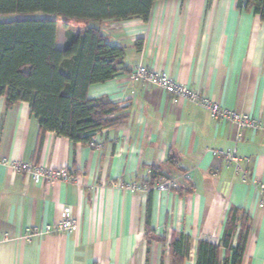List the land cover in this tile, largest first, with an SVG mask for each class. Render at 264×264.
<instances>
[{"label":"crops","instance_id":"crops-1","mask_svg":"<svg viewBox=\"0 0 264 264\" xmlns=\"http://www.w3.org/2000/svg\"><path fill=\"white\" fill-rule=\"evenodd\" d=\"M102 29L125 47L127 71L91 85L87 96L108 98L129 117L95 134L100 149L43 133L28 102L7 108L0 96V264H196L201 240L222 245L235 207L248 215L241 264H264L262 134L248 129L237 142L233 123H217L204 106L131 78L143 64L264 120V20L239 0H157L147 21L109 20ZM64 34L57 33L60 48ZM211 149H236L242 170ZM11 161L64 167L81 183L37 182L13 171ZM154 167L176 186L148 193L120 188L153 181ZM64 207L78 220L75 230L24 239L27 229L58 221ZM181 238L189 254L186 246L173 248ZM228 256L221 248L220 260Z\"/></svg>","mask_w":264,"mask_h":264},{"label":"trees","instance_id":"trees-1","mask_svg":"<svg viewBox=\"0 0 264 264\" xmlns=\"http://www.w3.org/2000/svg\"><path fill=\"white\" fill-rule=\"evenodd\" d=\"M155 1L0 0V14L21 15L0 21V96L6 97V107L26 101L43 133L52 131L86 144L97 132L122 124L129 117L127 108L108 98L93 100L87 96L91 85L113 79L122 69L127 71L123 67L125 47L111 43L102 25L135 17L147 21ZM239 6L253 9L264 20V0H239ZM57 17L82 21L87 26L78 33L67 29L60 48ZM65 25L67 28V22ZM142 43L140 39L139 49ZM152 177L150 183L163 177L159 168L152 169ZM248 233L247 213L233 208L222 245L201 240L196 264H241ZM183 241L174 240L173 248L186 246L189 254V244ZM221 248L230 252L224 261L220 260Z\"/></svg>","mask_w":264,"mask_h":264},{"label":"built area","instance_id":"built-area-1","mask_svg":"<svg viewBox=\"0 0 264 264\" xmlns=\"http://www.w3.org/2000/svg\"><path fill=\"white\" fill-rule=\"evenodd\" d=\"M131 78L135 82H142L145 84H152L159 88H162L170 95L188 99L194 103L200 104L207 108L214 120L217 123L225 121L231 122L237 129L236 141L243 140V132L251 129L258 131L264 137V120L256 117H251L246 113H241L233 109H229L222 106L220 103L212 98L201 95L198 91L193 90L183 84L178 83L171 77L156 72L155 70L140 64L131 72ZM89 146L100 149L101 143L97 142L93 137L88 144ZM211 152L216 157H222L227 164H235L236 170L240 172L242 170L240 164V157L237 154V150H219L211 149ZM13 171L23 173L37 182L52 183L56 180L71 181L74 180L79 186L80 176L71 175L64 167H45L42 165H36L33 163H27L23 161H11L6 162ZM191 175V173H188ZM176 186L173 179L162 177L154 183L150 182H123L120 184V188L127 189L132 192L148 193L156 190L159 192H166ZM259 194L261 196L260 205L264 206V184L259 185ZM78 220L73 216L71 208L64 207L60 218L54 224H47L41 226H35L27 229L24 235V239L31 243L37 237L59 232H69L75 230L78 227ZM3 239H7V235H4Z\"/></svg>","mask_w":264,"mask_h":264},{"label":"rangeland","instance_id":"rangeland-1","mask_svg":"<svg viewBox=\"0 0 264 264\" xmlns=\"http://www.w3.org/2000/svg\"><path fill=\"white\" fill-rule=\"evenodd\" d=\"M36 15L40 16L42 13H37ZM21 15L19 14H0V21H9L15 18L20 17ZM58 19V31H66L67 29H70L71 31L74 32H83L87 26L85 22L82 21H76V20H71V19H66L63 17H57ZM67 22V28L65 23ZM65 36V34H64Z\"/></svg>","mask_w":264,"mask_h":264}]
</instances>
